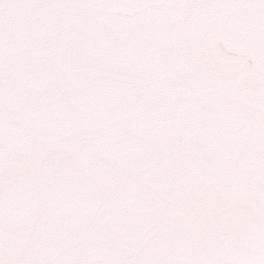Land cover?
<instances>
[{"label":"snow or ice","instance_id":"1","mask_svg":"<svg viewBox=\"0 0 264 264\" xmlns=\"http://www.w3.org/2000/svg\"><path fill=\"white\" fill-rule=\"evenodd\" d=\"M0 264H264V0H0Z\"/></svg>","mask_w":264,"mask_h":264}]
</instances>
